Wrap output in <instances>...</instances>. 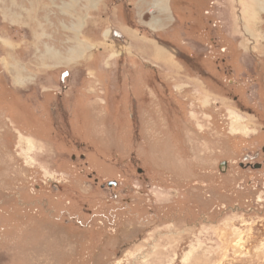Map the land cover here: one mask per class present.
I'll return each mask as SVG.
<instances>
[{
  "label": "rangeland",
  "instance_id": "1",
  "mask_svg": "<svg viewBox=\"0 0 264 264\" xmlns=\"http://www.w3.org/2000/svg\"><path fill=\"white\" fill-rule=\"evenodd\" d=\"M134 1L0 0V264H264V0Z\"/></svg>",
  "mask_w": 264,
  "mask_h": 264
},
{
  "label": "flooded vegetation",
  "instance_id": "2",
  "mask_svg": "<svg viewBox=\"0 0 264 264\" xmlns=\"http://www.w3.org/2000/svg\"><path fill=\"white\" fill-rule=\"evenodd\" d=\"M216 45H217V43H216ZM218 46H219V44H218ZM218 46H216V47H218ZM235 46V48H236V52H237V58L235 59V61H234V63L233 64H231V65H234V67L233 68H235V69H232V67L231 66H227V64H226V61H227V59H222V61L221 62H223L224 63V65L225 66H227V68L225 69V71H224V66L222 67L223 68V71H222V69H221V64L218 66V68H219V70L222 72V73H225L224 75H226V76H228L227 77V79H228V82L230 81V82H232V84H234V85H237V83H238V80H236V81H233V80H231V79H235L236 77L234 76V72H235V70L236 71H238L239 69H242L243 70V68H244V65L241 63V56H242V51H241V49H240V47L239 46H237L236 44L234 45ZM220 50L222 51V54H224V53H226V48L222 45L221 46V48H220ZM216 53H218L217 51H216ZM239 56H240V58H239ZM236 60H237V62H236ZM230 64V63H229ZM253 68V69H252ZM263 69H264V64H257V65H253L251 68H250V71H253V72H255V73H257V75H258V78H256L255 79V82L257 83V84H259V83H261V82H263L262 81V79L264 80V78H261V76H262V71H263ZM245 70H247V69H245ZM233 76V77H232ZM229 78H231V79H229ZM249 79L251 78V76L250 77H248ZM243 84V86H246V83H242ZM249 94V93H248ZM239 100V97L238 96H234V98H233V101L234 102H237ZM246 100H247V97H246ZM240 106H242V107H246V105H241V104H239ZM240 111V110H239ZM243 111H245V110H243ZM250 115H252V114H250ZM250 126V125H249ZM250 127H252V126H250ZM252 129L253 130H251V133H250V135H249V138H254V139H257L258 137H260V136H263V135H260L261 133H264V124H262V125H259V126H257V127H252ZM246 134V133H245ZM239 137V136H238ZM242 138V137H241ZM258 147H260V148H258V149H255V150H251L252 152L251 153H249V154H245V156H244V160H241L239 163H238V165H239V167H240V171H243V172H245L246 174H247V176H248V178H251V179H253V178H255V177H253V176H258L259 174H261L263 171H264V145H261V146H258ZM228 161H224L223 163H222V167H226L227 168V171H228ZM225 170V169H224ZM256 172H258V173H256ZM90 176H95L94 174H90ZM118 182V184H119V181H117ZM121 182V181H120ZM258 184V186L260 187V183H259V181H256V180H253V182L250 184V185H253L254 187H255V184ZM118 184L116 185V186H113V187H117L118 186ZM108 185H106L105 187H107ZM112 187V188H113ZM260 190V189H259ZM256 191L255 192V196L257 197V198H259V197H261V198H263V200H264V197H263V195H261L264 191ZM259 192V194H257ZM129 201V200H128ZM128 201H126L125 202V209L127 210V206H126V204H129L128 206H130L131 205V207H129L130 208V210L132 209V207H133V205L135 204V201L133 202V203H128ZM102 206V205H101Z\"/></svg>",
  "mask_w": 264,
  "mask_h": 264
},
{
  "label": "crops",
  "instance_id": "3",
  "mask_svg": "<svg viewBox=\"0 0 264 264\" xmlns=\"http://www.w3.org/2000/svg\"><path fill=\"white\" fill-rule=\"evenodd\" d=\"M147 1H148V0H135V1H134V4L132 5V7H135V15H137V16L140 15V11H141V10H144L145 6L147 5ZM135 3H137V4L139 5V7L136 6ZM125 7H126V6H124V5L121 6V13H122V14H123V12H124V9H125V13H126V12L129 13V9L127 10V8H125ZM127 7H128V8H131V4L127 5ZM26 12H27V11H26ZM130 12H131V11H130ZM126 15H128V14H126ZM72 30H74V27L72 28ZM78 31H79V26H77V34H76V35H78ZM174 32H176V29H174L173 33H174ZM73 33H75V32L73 31ZM160 37H163V35L160 36ZM163 38H165V39H163V40H166V39H167L166 37H163ZM167 40H168V39H167ZM77 41H79V37H78V36H77ZM161 42H162V41H161ZM78 51H79L78 46H77L76 49H74L73 47H71V50H70L71 55L79 56V55H78V54H79ZM76 52H77V55L75 54Z\"/></svg>",
  "mask_w": 264,
  "mask_h": 264
},
{
  "label": "water",
  "instance_id": "4",
  "mask_svg": "<svg viewBox=\"0 0 264 264\" xmlns=\"http://www.w3.org/2000/svg\"><path fill=\"white\" fill-rule=\"evenodd\" d=\"M117 184H118L117 180H111V181H108L107 184H103V186L108 185L109 187H113V186H116Z\"/></svg>",
  "mask_w": 264,
  "mask_h": 264
}]
</instances>
